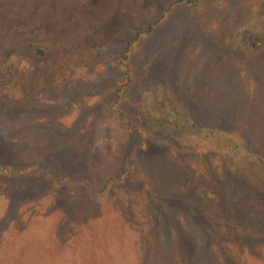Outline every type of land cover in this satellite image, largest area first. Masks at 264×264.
Returning <instances> with one entry per match:
<instances>
[{
	"label": "rangeland",
	"instance_id": "1",
	"mask_svg": "<svg viewBox=\"0 0 264 264\" xmlns=\"http://www.w3.org/2000/svg\"><path fill=\"white\" fill-rule=\"evenodd\" d=\"M195 1L105 0L78 9L63 0L70 20L75 11L109 13L86 34L103 37L108 51L36 71L43 84L23 83L22 94L0 91V163H34L72 181L90 170L94 195L111 171L117 177L124 160L134 161L124 192L94 195L88 217L83 185L0 192V264H264V0ZM162 9L128 51L126 74L116 55ZM157 82L176 92L194 131L170 140L136 130V108L159 107ZM135 175L160 200L146 202L143 186L132 187ZM10 182L0 177L4 187ZM33 202L48 213L33 214ZM72 232L78 263L64 244Z\"/></svg>",
	"mask_w": 264,
	"mask_h": 264
},
{
	"label": "trees",
	"instance_id": "2",
	"mask_svg": "<svg viewBox=\"0 0 264 264\" xmlns=\"http://www.w3.org/2000/svg\"><path fill=\"white\" fill-rule=\"evenodd\" d=\"M68 1L72 4L74 3L78 9L82 8L83 4L94 9L96 4L101 5L105 0ZM180 1L188 3L196 2L195 0ZM110 2L113 6L115 3L117 4V0H110ZM165 11L166 9H162L156 18L143 20L142 28L136 32L134 37L127 39V46L116 55L126 74H128V65L125 60L128 57V51L132 49L133 42L136 41L140 33L153 31L156 24L164 17ZM75 12L76 19L70 20V10L66 14L64 13L63 0H0V91L22 94L20 88L23 83L27 82H31L34 87L38 84L41 86L43 83L34 77V72L39 71L43 72V74H48L68 55L85 54L95 57L107 53V47L109 46L103 37L95 35L93 38L87 39L86 34L94 30V26L101 24L109 16V13L99 12L96 16H90V14ZM204 38L207 39L206 37ZM14 71L18 76L8 83V79ZM146 72L148 74V70ZM146 72L140 73L139 77H144ZM23 73L26 76H22ZM45 76L42 78L45 79ZM164 85L157 82L154 88L156 104L157 107L159 106L157 110L154 108H136L134 115L135 119L139 122L137 123L138 126L135 125L136 130L140 133L146 131L158 132L166 136L167 139L171 137L177 138V136L187 131H194L197 128L196 122L192 120L183 105L180 104L176 97V92L167 88V85ZM118 89L117 85L113 89L111 104L119 97ZM133 106L136 107V105ZM141 123L142 125H140ZM183 138H186V136L184 135ZM145 141L146 138L142 137L140 142L142 145H145L147 143ZM124 144L125 141L122 140L121 150L124 149ZM130 151H133L132 145ZM251 156L248 161H256V157L254 155ZM152 158L153 156L144 159L145 163L152 162ZM257 158L259 159L260 157ZM259 160L264 162L261 158ZM133 161L134 157L131 161L124 160L125 166H123L124 168L119 172L117 177L111 171L104 182H102V185L98 187V191L96 189L94 195H97L101 199H103V196L115 199L116 195L123 193L125 186L120 184L125 182L123 180L124 174L133 164ZM85 174L86 179L72 181L69 178L70 176L62 170L52 173L34 163H29L26 166L18 168L12 167L7 163H0V177L7 178V176H11L13 179V182H10L7 187H4L6 185L0 183V192L18 194L27 190H43L47 187H53L62 191L64 187L83 185L84 193L89 195L88 199L84 200L86 216L88 217L94 209L96 211L95 198L92 195L94 187L90 181V177L94 174L90 170L85 171ZM38 175L39 178H36ZM134 178L130 181L132 187L138 186L139 183L140 187L143 186L141 190L146 193V202L159 199V197L156 198L154 189L148 181L139 175H135ZM108 192L111 193L109 194ZM102 193L105 195L101 196ZM122 196L126 197L123 194ZM179 201L177 205L180 203ZM63 203L67 213L71 214L69 218H72L75 213L74 205L66 199ZM155 203L156 205L154 206L160 207L158 206L160 204H157L160 201H156ZM30 206H32L31 212L33 214L36 211H41L44 216L48 213L47 208H39L36 202L31 203ZM65 235L67 237L72 235L64 240V244L66 248L71 249L69 257L74 259L75 263H78L80 252L78 251L75 254L72 249L74 247L77 248L73 246V244H77L72 242L74 237L73 232L71 234L65 233Z\"/></svg>",
	"mask_w": 264,
	"mask_h": 264
}]
</instances>
